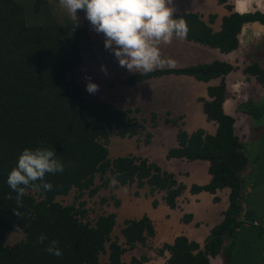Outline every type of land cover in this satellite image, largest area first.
Listing matches in <instances>:
<instances>
[{
  "label": "trees",
  "instance_id": "obj_1",
  "mask_svg": "<svg viewBox=\"0 0 264 264\" xmlns=\"http://www.w3.org/2000/svg\"><path fill=\"white\" fill-rule=\"evenodd\" d=\"M48 1L28 0V6L23 0H0V264H125L123 253L147 246L154 236L151 219L147 215L125 219L119 229L120 241V236L113 234L116 213L102 212L88 220L83 195L93 196L114 180L116 186L134 185L135 196L145 186L149 194L161 192L163 202L173 208L185 185L147 157H109L110 131L115 130L120 137L137 135L143 127H137L140 108L108 101L86 102L83 89L68 72L79 65L89 34L73 20L56 23L48 11ZM216 1L228 10L217 31L210 25L213 14L205 21L197 12L173 13L186 21L187 41L229 53L238 48L244 24L257 21L264 25V12L239 13L230 0ZM234 69L229 62L214 60L157 68L147 74L136 72L125 78L130 86L165 75H187L202 82L219 79L216 85L207 86L206 97L199 98L207 120L216 124L215 133L203 128L188 133L181 117L167 112L164 122L177 126V145L166 157L208 161L209 183L193 184L190 192L215 193L226 187L228 205L202 245L185 235L163 244L157 253L168 252L165 264H210L216 256L221 257V264H264V223L254 218L242 191L240 174L249 159L234 133L233 116L223 109L225 76ZM243 72L264 85V66L259 61L246 64ZM238 109L264 131V100L247 99ZM155 116L151 113L153 121ZM144 141L150 142L148 132ZM38 147L53 149L64 170L45 175L51 190H45L41 181L26 186L23 206L18 208L7 176L23 149ZM71 190L77 192L73 202L58 200ZM156 204L154 200L152 205ZM190 220L191 215H183V222ZM13 230H20L23 237L9 245L7 236ZM41 234L48 237L43 244L38 242ZM50 240L59 241L62 255L46 251ZM102 255H106L104 261L100 260ZM146 260L143 254L132 257L130 263Z\"/></svg>",
  "mask_w": 264,
  "mask_h": 264
},
{
  "label": "rangeland",
  "instance_id": "obj_2",
  "mask_svg": "<svg viewBox=\"0 0 264 264\" xmlns=\"http://www.w3.org/2000/svg\"><path fill=\"white\" fill-rule=\"evenodd\" d=\"M23 1L25 5L29 3L27 2L28 0ZM28 6H30V4H28ZM47 8L48 11L52 12V18L56 23H68L73 20L78 27L85 28L89 34V40L86 44V49L81 53L82 57L79 65L70 69L68 72V75L75 79L83 89V97L86 102L97 103L108 101L124 107L132 108L138 106L140 108V111L136 114L139 119L137 127H140L141 124L143 127L139 129L137 135L131 138L120 137L115 134V130L110 131V141L108 144L110 158L135 152H145L152 159V151H154L155 147H160L161 149L157 150L159 153L157 152L156 157H153L163 158L164 161L156 160L155 163L163 170L169 171V159L163 156L164 152L171 146L166 147L163 142L167 138L171 140L172 144L176 142L175 134L177 127L164 122L166 118L164 112H170L174 117L180 116V121L184 122L183 128L188 133L197 128H203L206 132L207 129H213L211 125L203 124L197 104L195 101L192 102V97L187 96L186 91L181 89V87H186L185 81L178 78L175 79V75H165L162 78L138 84V87L131 89L129 85L124 83V78L126 75L138 71H129L127 68L119 65L112 51L104 47L103 34L97 33L92 28L90 22L86 18L84 10L77 11L76 20L61 5L60 0H49ZM247 43L248 42H243V45H241L236 52L240 54L236 70L237 73H235L238 75V81L234 82L236 85L230 86L229 92L227 93L230 97V105H227V110L231 112V116L235 119V131L240 135L241 142L246 145L244 146V150L251 164L248 165L247 169L242 173L244 179L247 180L243 192L245 194L243 195L245 196L244 198H247V204L254 218L258 222L264 223V131L260 130V126H253L249 116L238 110V103L242 102L240 101L242 99L245 100L247 97H254L258 100L264 99V86L258 85L252 76L241 71L250 61V57H245V53L247 54L248 50H243L244 47L247 48ZM160 48L162 57L165 60L171 58L174 61V65L182 63L184 57H188V55H190L189 59L192 61L195 59L192 58V56L205 59L209 54L206 48L192 45L185 39L181 40L175 37L171 44H161ZM259 60L261 64L264 65V57ZM102 65L106 66L107 74L101 70ZM164 67L169 66L166 64ZM86 77L98 84V91L89 93L86 90V85L88 83ZM230 78L233 80L232 76ZM196 86H198V84ZM155 111L160 112V116H155L153 121V119H151V112L154 113ZM214 131L213 129V133ZM147 132L150 134V142L146 145H144V142H141L139 146H144L139 147L138 141H144ZM253 158H256L258 161V163L255 164L256 171L252 168ZM192 161L186 160L183 163L184 165H191ZM185 175V171L175 174L177 179L183 178ZM128 188L129 190L125 191L124 186H116L114 180H110L108 186L99 189L97 194L88 196L87 193H85L82 199L86 202L85 207L88 211V220H94L98 214L104 211L116 212L115 200L120 199V197L126 196L129 200H131V196L135 197V186H128ZM142 191L143 189L140 190V192ZM246 191H248V193ZM160 194L161 193H154L153 196L160 197ZM76 195L77 192L71 190L68 195L58 197V200L62 203H71L75 200ZM78 200L79 199H76V201ZM133 211L136 214H134L132 218L138 217L137 210ZM124 213V211H121L119 215H117V227L114 228L113 234L120 236L119 229L126 215ZM22 237L23 233L20 230H13L7 236V243L11 245L19 241ZM120 241H122L121 236ZM149 251H152V249L138 246L130 250V252L125 253L123 259L126 264H131L130 261L133 256L139 258L143 253L148 255ZM105 259L106 255H102L100 258L101 261ZM221 262V257L216 256L211 259L210 264H221Z\"/></svg>",
  "mask_w": 264,
  "mask_h": 264
},
{
  "label": "crops",
  "instance_id": "obj_3",
  "mask_svg": "<svg viewBox=\"0 0 264 264\" xmlns=\"http://www.w3.org/2000/svg\"><path fill=\"white\" fill-rule=\"evenodd\" d=\"M230 2L233 5V10L239 13L252 12L256 10L264 12V0H230ZM171 6L174 8V13L180 12V11L197 12L203 17V20L205 21H208L209 15L213 14L215 18L210 23V25L212 29L215 31L220 29L223 16L228 14V10L222 4H219L216 0H172ZM238 40H239L238 48L229 53H223V52H220L218 49L209 48L204 45H200L198 43L188 41L192 45L206 48L209 53L208 56H206L205 59H200L197 56H192V58H195V59L191 61L189 59L190 55H188V57H184L182 63L171 66V67H183V66H187L190 64H196V63H210L214 60L226 61V62L231 63L235 69L229 72L225 76L226 93H225V100L223 102V109L225 113L230 114V115H232L231 112L227 110V105H230V102H229L230 97L229 95H227V93L229 92L230 86L236 85L234 82L238 81L237 79L238 75L235 73H237L236 70L238 67V61L240 59L239 58L240 54L236 52L238 51L240 46L243 45V42H248L247 48L244 47L243 49V50H248L247 51L248 53L247 54L245 53V57H248V58L250 57V61L248 63H250L253 60H257L260 62L259 59L264 57V25L260 24L257 21L244 24L243 27L241 28V32L238 35ZM243 69L244 67L241 69L242 72H243ZM127 76L128 75H126L125 78ZM175 76H176L175 79L178 78V79L185 81L186 87H181V86L179 87H181L182 90L186 91L187 96L192 97L191 98L192 102L195 101V103L197 104L200 110L199 115L201 116V120L203 121V124L211 125L212 128L216 130L215 122L207 120L206 115L203 112L202 102L199 100V98L206 97V87L209 85H216L219 82V79L215 78V79L210 80L209 82H202V81L196 80L192 76H187V75H175ZM231 76L233 77V80L232 78H230ZM162 77H158V78H162ZM158 78L149 79L141 83L154 80V79H158ZM141 83H137L130 87L131 89H134L135 87H138V84H141ZM197 84L198 86H196ZM247 99H254L258 101V99H255L254 97H247L245 100L242 99L240 101L244 102ZM259 100H264V99H259ZM198 102L200 103V106ZM170 111L172 112L171 109ZM155 113H156V117L160 116L159 115L160 112L155 111L153 114ZM164 114L167 115V112H164ZM234 124H235V119H234ZM213 129H207V133L209 132V134H214L215 131L213 133ZM234 133L238 136L239 141L241 142V139H240L241 137L237 133V131H235V126H234ZM168 139L169 138L165 139V141L163 142V144L166 147L171 146L170 148H172L177 145V142H174L172 144L171 140H168ZM175 141H176V134H175ZM141 142H144V145H146L145 141L139 140L138 146L140 145ZM241 143L244 146H246L243 142ZM143 146H139V147H143ZM158 149H161V148L155 147L154 151H152L151 153L152 159L145 152H139V153L135 152L131 154L133 155L135 154L136 156L147 157L148 160L150 159L149 161H153V162H156V160L164 161L163 158L153 157V156L156 157ZM168 150L164 152L163 157H166V153ZM167 159H169L168 164H169L170 172H173L174 174H177V173L179 174L180 172L185 171V174H186L185 177L177 179L179 182H182L185 185V189L183 193L178 197L177 205L175 207L171 208L163 202L161 192H155V193H161L160 197L153 196L154 193L152 195L149 194V187L145 186L142 188L143 189L142 192H140V190L142 189H139L138 196H135V197L131 196V200H129V198L126 196H123V197H120V199H117L119 200V206H116L117 211L116 212L110 211V212H115L116 217L117 215H119V212L124 211L125 212L124 214H126L124 218L128 219V218H132L133 215L136 214L133 210H137L138 217H135V218H140L144 215H147L151 219L154 225L155 234L153 237H151L147 246H144V247L152 249V251H149L148 255L143 253L144 255L147 256V260L143 264H165L166 259L169 256L168 252L165 250L163 254H158L157 250L161 248L162 245L165 243H172L174 238L178 235H185L189 240H194L197 243L202 245L206 236L209 234V231L211 230V228L217 225L222 220L223 218L222 213L228 205L229 189L226 187L223 189L217 190L215 193H210L208 191H201L198 193L190 192V187L193 184L205 185L209 183L211 179V175L209 173L207 174L208 168H209L208 161L206 160H200V161L193 160L192 161L191 160L192 161L191 165H188V164L184 165L183 162L186 161L187 159L174 158V157L167 158ZM256 163H258L257 159L253 158L252 168L255 171H256V168H255ZM248 165H251V164L248 163L246 167L241 171V174H240L243 180V185H242L243 192H244V186L247 184L246 183L247 180L244 179L242 173L244 170L247 169ZM124 187H125V191L129 190L128 186H124ZM215 197L218 198L217 201L214 200ZM154 200L157 201L156 206L152 205V202ZM185 214L191 215L190 221L188 222L182 221V217ZM127 252H130V250L126 251L125 253ZM125 253H123L122 259ZM133 257H136V256H133ZM211 259H210V263H211Z\"/></svg>",
  "mask_w": 264,
  "mask_h": 264
},
{
  "label": "clouds",
  "instance_id": "obj_4",
  "mask_svg": "<svg viewBox=\"0 0 264 264\" xmlns=\"http://www.w3.org/2000/svg\"><path fill=\"white\" fill-rule=\"evenodd\" d=\"M60 3L76 20L77 11L84 10L92 28L103 34L104 47L129 71L147 74L166 64L174 66L171 58L162 57L160 45L171 44L174 37L181 40L187 37L186 21L174 17L172 0H60ZM101 70L107 74L106 66L102 65ZM86 79V90L98 91V84ZM63 170L64 164L56 158L53 149H23L7 176L9 187L16 192L17 207L23 206L26 186L41 181L45 190H51L52 184L44 180L45 175ZM46 240L45 234L38 237L41 244ZM58 244V240H50L46 251L50 255H62Z\"/></svg>",
  "mask_w": 264,
  "mask_h": 264
}]
</instances>
